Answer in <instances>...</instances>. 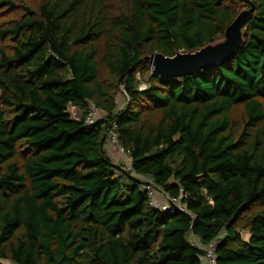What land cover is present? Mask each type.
I'll return each instance as SVG.
<instances>
[{
	"label": "trees",
	"instance_id": "trees-1",
	"mask_svg": "<svg viewBox=\"0 0 264 264\" xmlns=\"http://www.w3.org/2000/svg\"><path fill=\"white\" fill-rule=\"evenodd\" d=\"M248 1L0 0V264H204L191 235L264 264V0L219 66L148 60L223 39Z\"/></svg>",
	"mask_w": 264,
	"mask_h": 264
},
{
	"label": "water",
	"instance_id": "water-1",
	"mask_svg": "<svg viewBox=\"0 0 264 264\" xmlns=\"http://www.w3.org/2000/svg\"><path fill=\"white\" fill-rule=\"evenodd\" d=\"M248 4L226 27L223 39L194 52L176 51L173 56L155 52L148 57L152 70L162 77H183L199 69L219 66L232 58L244 42V31L254 13V3L249 0Z\"/></svg>",
	"mask_w": 264,
	"mask_h": 264
},
{
	"label": "built area",
	"instance_id": "built-area-1",
	"mask_svg": "<svg viewBox=\"0 0 264 264\" xmlns=\"http://www.w3.org/2000/svg\"><path fill=\"white\" fill-rule=\"evenodd\" d=\"M92 121L93 117L89 116L87 118V123H91ZM116 129L117 125L113 123L108 131V138L115 152L119 154L121 159L125 160L127 158V154L125 153L123 147L117 142L115 134ZM141 178H143L146 182L143 186V189L146 192L147 201L150 206L155 209L168 212H173L175 209L183 210V206L180 204L178 199H175L162 191H158L147 176L141 175ZM190 240L192 245L203 250L204 264H215V247L218 239L208 244H202L197 236L191 235Z\"/></svg>",
	"mask_w": 264,
	"mask_h": 264
},
{
	"label": "rangeland",
	"instance_id": "rangeland-1",
	"mask_svg": "<svg viewBox=\"0 0 264 264\" xmlns=\"http://www.w3.org/2000/svg\"><path fill=\"white\" fill-rule=\"evenodd\" d=\"M25 2L27 3H31L33 5H35L39 0H24ZM7 11H11V10H7ZM1 16L4 15V13H0ZM141 86H143L144 88V84H140ZM98 117L100 116L99 113L96 114ZM121 161H124V160H121ZM125 166V164L123 165ZM240 232L242 233V237L245 238L246 240L250 237L249 233L246 232V230L244 228L240 229Z\"/></svg>",
	"mask_w": 264,
	"mask_h": 264
}]
</instances>
